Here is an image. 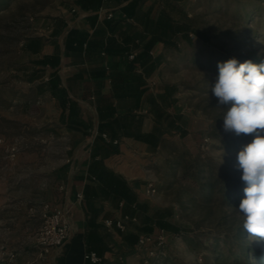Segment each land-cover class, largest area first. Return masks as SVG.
I'll return each instance as SVG.
<instances>
[{"label":"crops","instance_id":"obj_1","mask_svg":"<svg viewBox=\"0 0 264 264\" xmlns=\"http://www.w3.org/2000/svg\"><path fill=\"white\" fill-rule=\"evenodd\" d=\"M130 1L73 0L43 32L21 42L30 77L22 91L33 87L39 120L56 142L18 156L32 155L44 187L39 201L67 208L72 230L60 250L41 251L38 264H81L85 250L104 257L98 264H117L122 256V264H138L139 237L160 228L145 229L164 205L153 207L145 194L153 179L142 155L153 154L169 130L168 84H158L155 73L164 48L178 43L165 28L185 21L170 11L179 0ZM122 214L135 217L127 224L137 227L104 225Z\"/></svg>","mask_w":264,"mask_h":264},{"label":"rangeland","instance_id":"obj_2","mask_svg":"<svg viewBox=\"0 0 264 264\" xmlns=\"http://www.w3.org/2000/svg\"><path fill=\"white\" fill-rule=\"evenodd\" d=\"M72 2L10 0L0 10V264H38L44 255L40 252H46L38 235L40 210L46 203L39 201L44 190L40 168L32 155L22 159L18 154L53 147L56 140L49 135L48 124L39 120L33 87L22 91L30 77L20 48L23 40L43 32L47 22ZM171 6L174 18L186 23L178 25V43L164 48L155 77L158 84L176 88L178 102L168 106L169 130L160 147L142 155L157 188L150 202L153 207H170L171 227L162 232L156 227L151 239L135 251V259L138 264H223L214 259V250L225 251L242 226L238 206L227 203L217 190L208 196L194 178L181 176V169L185 160L198 157V164L208 165L223 180L237 175L233 153L213 133H224L226 106L218 105L211 87L218 63L226 58L249 56L264 62V0H179ZM178 108L182 113H174ZM57 142L64 145L63 140ZM208 174L203 168L201 176ZM225 238L232 241L225 243ZM245 238L264 257V241ZM123 260L124 256L118 258L117 264ZM248 264L264 262L250 259Z\"/></svg>","mask_w":264,"mask_h":264},{"label":"clouds","instance_id":"obj_3","mask_svg":"<svg viewBox=\"0 0 264 264\" xmlns=\"http://www.w3.org/2000/svg\"><path fill=\"white\" fill-rule=\"evenodd\" d=\"M217 66L211 92L218 105L226 106L223 130L236 136L255 133L237 154V167L246 186L236 209L248 236L264 241V62L240 63L230 58Z\"/></svg>","mask_w":264,"mask_h":264},{"label":"trees","instance_id":"obj_4","mask_svg":"<svg viewBox=\"0 0 264 264\" xmlns=\"http://www.w3.org/2000/svg\"><path fill=\"white\" fill-rule=\"evenodd\" d=\"M9 1L10 0H0V10L5 5H7ZM141 1L142 0H131L129 4L134 3L136 5ZM168 27L169 31H171V33L173 32L174 35L176 34V32H179V29H181V27H177V29L174 30L172 26ZM231 58H236L240 63H243L247 60H251L255 64H259L262 62L249 56ZM228 59L230 58H226L225 61H227ZM175 91L176 88L174 86L168 85L166 87V93L170 98V103L174 102L173 95ZM159 115L160 113L158 114V116ZM156 124L159 129L163 127V123L159 117L156 119ZM213 133L215 134V136L220 137L222 146L233 153L232 160L236 162L238 152L243 148L244 145L250 143L255 138V133L249 135L241 134L240 136H236L234 133L230 132L226 133L225 131L221 135L216 132ZM163 139L164 137L158 138L160 144L163 142ZM198 161V157H192L190 160H185L182 165L181 176L194 178L195 182L202 190L209 191V194H207L208 196L212 191L217 190L223 194L227 203H229L230 205L235 204L239 206L240 201L244 197L243 189L246 186L241 180L242 170L236 168L235 170L238 176L236 175L231 180L226 181L221 179L219 175L213 174L211 168L208 165H205L207 171H209V174L207 176H201L203 168L205 167H203L201 164H198ZM170 211V207H164L163 209L156 210L149 218L148 224L146 225L145 229L151 230L152 224H155L162 229H169L171 226L167 217L171 214ZM246 235H248V233L243 230L242 226H240L235 234L234 240H231L232 242L227 238L224 239L225 243H227L226 240L232 243L231 245H229L228 242L229 246L225 251L214 250V259L216 261H220L223 264H248L250 259H259L264 262V257H262L260 253L256 252L257 250L255 244H251L245 240ZM184 239L187 241V238ZM252 254L254 256H251ZM102 261H104V259Z\"/></svg>","mask_w":264,"mask_h":264},{"label":"built area","instance_id":"obj_5","mask_svg":"<svg viewBox=\"0 0 264 264\" xmlns=\"http://www.w3.org/2000/svg\"><path fill=\"white\" fill-rule=\"evenodd\" d=\"M110 16V15H109ZM192 35L191 33H189ZM129 59L135 57L132 52L128 55ZM115 142H117L115 140ZM157 193V188L152 181H148L145 187L146 196H153ZM76 197L82 199V192L77 193ZM43 219L42 225L39 228V241L45 247L60 250L72 237V230L69 222V212L65 207H52L45 203L40 210ZM136 220L128 214H122L114 219H106L104 221L107 227L115 226L120 231L126 229L127 223ZM161 230V229H160ZM162 232V230H161ZM161 238V236H159ZM151 239V234L142 235L139 237L137 247L142 248ZM104 259L93 250H85L82 255L81 264H98Z\"/></svg>","mask_w":264,"mask_h":264}]
</instances>
